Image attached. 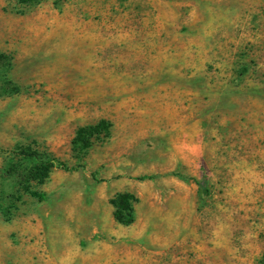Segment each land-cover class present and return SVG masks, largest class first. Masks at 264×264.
Listing matches in <instances>:
<instances>
[{
    "label": "rangeland",
    "instance_id": "obj_1",
    "mask_svg": "<svg viewBox=\"0 0 264 264\" xmlns=\"http://www.w3.org/2000/svg\"><path fill=\"white\" fill-rule=\"evenodd\" d=\"M0 264H264V0H0Z\"/></svg>",
    "mask_w": 264,
    "mask_h": 264
},
{
    "label": "trees",
    "instance_id": "obj_2",
    "mask_svg": "<svg viewBox=\"0 0 264 264\" xmlns=\"http://www.w3.org/2000/svg\"><path fill=\"white\" fill-rule=\"evenodd\" d=\"M21 4L25 6H33L36 4L39 0H18ZM110 122L106 120H101L100 123L96 125L91 126H84L80 127L77 131V134L79 137L83 138L85 134L88 135L86 138V144L89 146V142L91 141L92 137L98 133L101 134L103 130L107 129L109 133V127ZM54 167L53 162H40V164H35L33 166V169L35 170H42L43 173H40L41 176L38 178L39 182H44L46 179L49 178V174L51 169ZM199 185L203 190L206 188L198 182ZM30 194L33 196L38 197L39 199H44L46 196L45 192H39V191H33L29 190ZM137 198L130 193H120L118 194L113 200L112 203L116 206V210L114 212V216L117 221L123 224H132L135 221V212H134V205L133 202H135Z\"/></svg>",
    "mask_w": 264,
    "mask_h": 264
}]
</instances>
